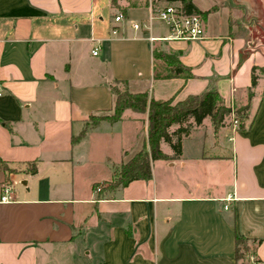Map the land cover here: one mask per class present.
<instances>
[{
	"label": "crops",
	"instance_id": "obj_1",
	"mask_svg": "<svg viewBox=\"0 0 264 264\" xmlns=\"http://www.w3.org/2000/svg\"><path fill=\"white\" fill-rule=\"evenodd\" d=\"M119 3L122 11L110 0H0V198L10 189L0 200V264H240L236 236L256 240L249 258L263 264L264 95L249 100L247 88L264 49L242 54L253 30L264 37V0H192L205 30L193 41L163 39L158 19L132 28L164 6L185 13L179 0ZM156 47L191 77H155ZM113 86L174 102L214 86L232 109L249 103L251 124L195 127L180 155L161 142L170 158L151 161L149 180L94 186L146 137L143 125L117 159L94 157L93 141L119 134L128 111L131 123L147 120L127 109L93 123L112 109ZM91 164L106 171L88 177Z\"/></svg>",
	"mask_w": 264,
	"mask_h": 264
},
{
	"label": "trees",
	"instance_id": "obj_2",
	"mask_svg": "<svg viewBox=\"0 0 264 264\" xmlns=\"http://www.w3.org/2000/svg\"><path fill=\"white\" fill-rule=\"evenodd\" d=\"M120 0H110L111 6L119 8ZM183 6L185 13L197 12L193 8L192 0H179ZM159 48L153 49V57L156 60H161L165 64V74L156 72L154 76L157 78H170L179 75L191 77L190 69L184 67L176 58L166 55ZM244 59L245 56H242ZM261 74H264V66H253L251 70V85L247 88L248 99L254 95V88L257 85ZM114 94L113 107L106 114L92 115L90 118L93 122L99 120H108L116 122L121 119L123 112L130 109L134 112L147 115L146 137L143 140L141 148L125 163H122L115 170L113 176L103 184H94L114 190L117 187L126 186L133 180H149L151 174V161L157 159L167 160L170 157L161 149V142L167 143L173 151L174 156L181 154L182 136H186L189 128H183V122L187 118H193L199 124L203 117L209 116L211 125L214 131H217L223 126L225 120L233 112L234 117H237L242 128L248 127L246 119L248 117L249 103L232 109L223 103L221 96L214 86L209 87L205 92L192 95L182 101L174 102L173 99L155 100L149 97L148 93H131L126 88L120 89L117 86L112 87ZM177 126L176 129L170 131V127ZM191 125H189L190 127ZM84 133V132H83ZM3 169L8 172L15 170L8 168L7 164H1ZM31 173L36 172V164H28ZM8 169H7V168ZM259 242V241H257ZM251 243V244H249ZM256 240L236 236L235 238V258L242 260L244 263L249 261V255L254 250ZM259 260H256L258 262ZM264 264V263H263Z\"/></svg>",
	"mask_w": 264,
	"mask_h": 264
},
{
	"label": "rangeland",
	"instance_id": "obj_3",
	"mask_svg": "<svg viewBox=\"0 0 264 264\" xmlns=\"http://www.w3.org/2000/svg\"><path fill=\"white\" fill-rule=\"evenodd\" d=\"M152 1H156V0H152ZM117 9H119V11H122V8L120 7V5H119V8H117ZM262 34H263L262 32L257 33L255 30H253V33L251 34V38L253 40H250L252 42V44L250 42L251 48L249 47L248 49L244 50L243 54H242L243 56L249 55L250 50L253 49L254 47L264 49V37L262 36ZM255 37H258V39H256ZM156 48L158 49V47H156ZM166 55H169V54H166ZM172 55L173 54H170V56H172ZM164 66H165V64H163L162 62H159L158 66L156 67V70H157L156 72H158L160 74H165L166 71L164 69ZM120 89H123V88H120ZM254 90H256V93L258 94L257 97L264 95V74L260 75L259 80H258L257 85L254 88ZM235 108H236V106H235ZM128 112L129 113H127V116L125 119L126 123L123 124V127L121 128L119 134L114 135L113 138H111L109 136H105L103 138H99V139L93 141V155L96 159H98V158L102 159L104 156H111L112 159H117L119 157V147L121 145H123V144L127 145L132 140L133 136L136 134L139 137L138 138L139 141L141 140L142 133H144V131H145L143 129V125H145V127L147 128V120L144 121L143 123L141 122L139 125H137L136 123H131L129 116H131L132 113H131V111H128ZM145 115H146V113H145ZM146 118H147V115H146ZM92 122H93V120H92ZM229 123L233 124L232 114H230V116L225 120V124L229 125ZM189 125H191V126L189 127ZM182 126H183V128H187V127L189 128V132L187 134H190L195 127L201 128L203 130L209 129V131H210V129H212L209 116L203 117L199 124H197L193 118H187L183 122ZM172 127L174 128V125ZM140 146H141L140 144L137 145L138 148ZM103 147L106 148V152H101L103 150ZM136 148H135V150H131L128 152L127 155L130 156L129 159L137 151ZM2 167H4V166L2 165ZM118 168L119 167L117 166L116 169H118ZM116 169H114L113 173L115 172ZM103 171L105 172L106 170H103L102 167L100 166V164H91L87 168V173H88L87 176L91 177L90 175H92V174L96 175V174H99L100 172H103ZM112 176H113V174H111L109 179ZM83 187H85V185ZM249 260H250V262H252L251 264H259L258 262H256V259L253 257H250ZM239 262H240V264H244V262L242 260H239Z\"/></svg>",
	"mask_w": 264,
	"mask_h": 264
},
{
	"label": "built area",
	"instance_id": "obj_4",
	"mask_svg": "<svg viewBox=\"0 0 264 264\" xmlns=\"http://www.w3.org/2000/svg\"><path fill=\"white\" fill-rule=\"evenodd\" d=\"M121 18L120 15L115 17V20H119ZM153 19H158L166 24L168 28V35L163 39L166 40H183V41H193L200 40L204 37V24L202 17L197 13H184L176 6H164L157 9L154 13H151L149 17L145 20H138L132 22V28L134 30H150L151 21ZM116 30H113L115 33ZM149 41H154L156 38L152 36L147 37ZM99 48H94L92 50V54L96 55L98 53ZM1 95V91H0ZM232 114L233 128L236 129L238 127L239 121ZM97 191L100 188L96 189ZM10 192L9 187H5L3 189V194L1 195L0 200L4 201L6 198L8 199V194ZM224 208H227L225 205Z\"/></svg>",
	"mask_w": 264,
	"mask_h": 264
}]
</instances>
